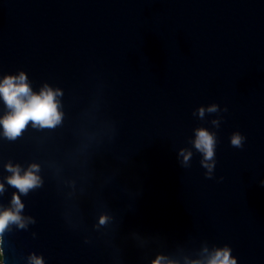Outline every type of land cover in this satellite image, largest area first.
Here are the masks:
<instances>
[{
  "label": "water",
  "instance_id": "95a60500",
  "mask_svg": "<svg viewBox=\"0 0 264 264\" xmlns=\"http://www.w3.org/2000/svg\"><path fill=\"white\" fill-rule=\"evenodd\" d=\"M20 72L62 91V120L12 140L0 125V212L16 194L25 224L0 233L2 264H208L224 247L264 264V0H0V81ZM9 163L42 186L19 193Z\"/></svg>",
  "mask_w": 264,
  "mask_h": 264
},
{
  "label": "clouds",
  "instance_id": "9594fccd",
  "mask_svg": "<svg viewBox=\"0 0 264 264\" xmlns=\"http://www.w3.org/2000/svg\"><path fill=\"white\" fill-rule=\"evenodd\" d=\"M63 93L60 89H53L45 84L38 93L33 92L27 76L24 72H20L18 76H5L0 81V97L3 98L5 104L11 109L3 119H0V125L4 128V135L12 140L18 137L22 130L25 129L29 121L33 127L52 128L58 125L62 120V113L59 109L58 96ZM208 112H216L217 106L212 105L207 109ZM205 109H199V115L204 116ZM214 124L218 122L214 121ZM245 137L240 133H234L231 137V146L234 148H242L244 146ZM195 147L200 151L204 160V167L208 169V177L211 178V172L214 164L208 163L213 161L215 156L216 138L215 134L205 129H199L196 132ZM183 154V151H182ZM191 153L184 154V162L187 163ZM6 169L12 173L7 177L9 185L18 189L19 193L27 195L30 190L42 186V180L36 173L39 172V165L32 164L29 169L21 175L19 165H6ZM4 191V185L0 183V192ZM13 209L0 212V233L8 226L9 222L17 223L20 227L25 224L19 215L23 209L20 197L16 194L12 198ZM100 224L107 222L106 216L100 217ZM33 264H43L40 257H32ZM153 264H161V258H157ZM208 264H236V260L231 257L230 249L224 247L217 249L214 255L209 259Z\"/></svg>",
  "mask_w": 264,
  "mask_h": 264
},
{
  "label": "rangeland",
  "instance_id": "374dc122",
  "mask_svg": "<svg viewBox=\"0 0 264 264\" xmlns=\"http://www.w3.org/2000/svg\"><path fill=\"white\" fill-rule=\"evenodd\" d=\"M0 264H2V257H1V254H0Z\"/></svg>",
  "mask_w": 264,
  "mask_h": 264
}]
</instances>
